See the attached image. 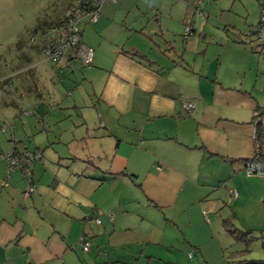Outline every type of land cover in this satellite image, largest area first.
<instances>
[{
    "label": "crops",
    "instance_id": "crops-1",
    "mask_svg": "<svg viewBox=\"0 0 264 264\" xmlns=\"http://www.w3.org/2000/svg\"><path fill=\"white\" fill-rule=\"evenodd\" d=\"M187 1L167 0L178 14L168 10V18L154 16L140 28L127 27V16L120 25L110 20L113 24L103 26L107 17L90 27L87 19L80 22V40L93 48L91 69L98 72L83 75L92 84L93 115L81 114L79 125L85 128L77 133L64 130L63 138V129L54 130L58 135L40 129L38 112L18 113L0 98V123L4 118L10 129L0 127V155L12 149L11 135L19 139V151L41 154L31 167L36 191L29 197L23 196V172H11L6 180V162L0 158V264H85L93 246L96 255L102 252L101 239L117 235L119 229L128 233L144 220L141 213H132L133 207L162 213L165 221L184 231L195 221L204 224L203 210L210 212L208 223L221 225L229 210L251 196L264 198V176L244 173L256 152L264 156V114L254 119L264 97L246 87L247 72H253L257 86L263 69L258 61L250 68L264 52V43L254 36L258 22L256 17L245 20L248 32L225 22L222 38L206 40L204 35L197 41L192 36L190 46L204 58L199 73L206 58L214 64L204 78L189 76L170 45L189 16L190 10L183 16ZM102 30L113 34L104 38ZM166 48L172 50L168 55L163 53ZM135 53L142 57H133ZM225 55L230 64L223 74ZM52 72L43 74L45 80ZM53 99L56 103L58 98ZM183 100L194 103L193 112L182 111ZM61 142L66 146L58 147ZM227 204L231 206L225 210ZM185 212L189 226H180ZM80 238L88 243L87 252ZM129 253L134 260L135 253Z\"/></svg>",
    "mask_w": 264,
    "mask_h": 264
},
{
    "label": "rangeland",
    "instance_id": "rangeland-1",
    "mask_svg": "<svg viewBox=\"0 0 264 264\" xmlns=\"http://www.w3.org/2000/svg\"><path fill=\"white\" fill-rule=\"evenodd\" d=\"M66 2L67 0H0V80H7L5 83L8 82V85L1 84L0 98H3L5 104L13 111H19L18 113L38 112L40 129L43 126L45 131H50V133L57 128L63 129L60 133L63 138L67 137L64 135L66 131L69 134L76 130L77 133L78 129L85 128L84 125H79L83 122L81 114L93 115L90 112L93 105L91 101L94 98L92 84L88 79H84L83 75L98 72L91 69L93 68L91 67L93 60L89 66L77 62H64L63 67L59 69L53 62L47 60L44 53H36L34 47H41L45 40L42 34H33L38 31L35 30L38 21L41 22L42 26L43 21L47 22L51 19L53 13L55 16L61 15ZM199 2L195 8L194 1L188 0L184 2L186 6L183 8L184 17L190 10L189 16H187L189 28L192 29L195 25V33L193 34L191 31L190 36L185 38L183 36V22L182 33L174 38L170 45L178 52V56H175L174 59L185 64L182 67L189 76L204 78L209 72H207L208 67L214 64V61L210 62L206 58L204 71L202 74L199 73L198 67L204 58L203 55L196 52L197 50L192 49L193 46H190L192 36L197 41H201L204 35L207 36L206 40L211 37H225L223 32L225 22L238 30L244 27L248 32L250 27L247 25L250 24L246 25L245 20L251 21L256 17L255 22H259L261 11L264 10V0H199ZM169 4L168 6L167 0H115L102 4L98 19L108 18L103 26L113 24L110 20L114 21V24L120 25V19L127 16L129 20L127 27L140 28V25L144 26L145 20L148 19L152 22L154 16L160 17L162 15L168 18V10H172L173 14H178L177 6L171 5L172 3ZM140 18L143 20L139 21ZM196 20H198L197 23ZM87 21L88 24L86 25L89 27L95 22ZM83 26V24H79V33ZM256 28L257 26L254 32ZM229 30L233 31L232 29ZM85 34L88 35V30H85ZM112 34L113 32L110 30H102L104 38ZM255 39L262 45L261 39L256 37ZM223 41L226 42L225 39ZM86 47L93 51L91 46L87 45ZM163 51L168 55L172 50L166 48ZM260 52L250 64L251 68L258 61V64L263 66L258 75L257 86H253L255 85L253 72H247L246 79V87L254 89L258 98L264 97L262 94L264 91V54L262 55V53L264 52ZM207 56L211 57V53ZM228 64H230V58L225 55L223 74L227 72ZM48 69H53V72L52 75L48 74L45 80L43 74L45 72L47 74ZM57 72L60 75L55 78L54 75ZM184 85L187 86L188 82L184 81ZM54 97L58 98L56 103L53 102ZM73 101L77 104V109L72 107ZM62 113L63 118H58ZM6 122L7 120L4 118L1 119L0 127L4 126L5 130L9 129ZM54 132L58 135L57 131ZM43 134L42 136L45 138L46 133ZM38 136L39 134L36 138ZM34 137H31V141ZM63 142L65 144L66 139H63ZM63 142L58 147H65ZM219 194L217 192L214 195ZM262 201L263 199L258 201L256 195L253 198L251 196L243 204L234 207L233 211L229 210L221 225L208 223L210 212L203 210L204 224L199 225L198 221H195L192 223L193 225L189 226L187 219H185L187 216V212H185L180 214L184 218V222L180 226H189L184 231L179 230V226L174 223L165 221L166 216L164 217L162 213L153 209L141 211L139 207H133V212H131L141 213L144 220L139 223L136 220L137 224L128 233L119 229L117 235L101 239L102 252L99 253L98 251L96 255V249L93 246V254L91 257L86 255L87 258L84 257L85 262H83L85 264H233L252 261L255 262L254 264H264V210ZM230 206V204L224 205V209L226 210ZM188 209L187 206L186 210ZM194 210V207L190 209L191 212ZM204 214L206 216L208 214V216L205 217ZM125 238L129 240L128 244L123 243ZM130 251L136 255L134 260L129 257Z\"/></svg>",
    "mask_w": 264,
    "mask_h": 264
},
{
    "label": "built area",
    "instance_id": "built-area-1",
    "mask_svg": "<svg viewBox=\"0 0 264 264\" xmlns=\"http://www.w3.org/2000/svg\"><path fill=\"white\" fill-rule=\"evenodd\" d=\"M105 2H114V0H95L94 5L96 7H100L103 3ZM200 2L199 1H195V8L198 6ZM84 15V14H83ZM82 13H78V11L75 13H73L72 17L69 18V20L66 22L65 28L67 30V36L65 37V39L57 41L62 43L63 47H57L54 46V44L56 43V40H54V44L53 42L51 43V40L48 42L49 44L46 46V50L44 52V54L46 55V58L48 61L53 62V64L57 67H59V69H61L63 66H59L62 65L63 61H65L67 58L64 57V49H72L74 48L75 50V60H77L80 64L85 65V66H89L91 64V60H92V55H93V51L89 50L85 45L79 43V39H78V28H77V24L79 23V21L82 20ZM98 19V13H94L90 16V18H88V20L90 21H96ZM191 29L189 28V19L186 18V20L184 21V34L183 36L185 38L190 36L191 33ZM255 37L258 39H261L264 43V10L261 11L260 14V18H259V22L257 24V28L255 31ZM52 40V41H53ZM185 41H187V39H185ZM49 45H51L52 47H54V49L52 47H50ZM57 48V49H56ZM64 48V49H63ZM64 50V51H63ZM59 73V72H57ZM60 74V73H59ZM5 83V80H0V90H1V84ZM0 96H1V91H0ZM181 109L183 112L185 113H190L195 109V105L193 102H191L190 100H183L181 102ZM100 125H102V120H100ZM2 131L5 130V127L2 126ZM10 139L13 142V147L12 149H10L8 152L3 153L0 155L1 159H4L6 162V167H7V177L6 180L9 179V175L11 172H15L16 170H21L23 173V178L24 180L27 182V186L26 189L23 193L24 197H29L31 196L35 191H36V186L35 184L32 182V165L37 162L41 155L38 152H33L30 153L28 151H19L17 149V145H18V139L14 138L13 135H11ZM244 172L247 176H264V165L260 160H250L248 162L245 163L244 165ZM5 181L2 183V185H5ZM232 196H235L234 193H231ZM205 217H207L204 214ZM100 221L97 220V223H99ZM79 245L81 246V249L83 252H87L89 250V246L88 243L85 242L84 238H80V242Z\"/></svg>",
    "mask_w": 264,
    "mask_h": 264
},
{
    "label": "trees",
    "instance_id": "trees-1",
    "mask_svg": "<svg viewBox=\"0 0 264 264\" xmlns=\"http://www.w3.org/2000/svg\"><path fill=\"white\" fill-rule=\"evenodd\" d=\"M115 1V0H114ZM95 3V0H67V2L65 3V5L63 6V12L61 13V15L59 16H55V14L53 13L51 15V19H49L47 22H44V24H42L41 26V22L38 21L37 23V28L35 30H38V31H35L33 34L36 35V34H42V37L45 39L44 40V45H42L41 47H34L35 50H36V53H44L45 50H46V46L49 44L48 42L51 40V43L53 42L54 44V40H56V43L57 41H60V40H63L65 39V37L68 35L67 34V30L65 28V25H66V22L69 20V18L72 17L73 13L77 12L80 14L82 13V20H85L88 18H90V16L92 14H94L95 12L99 14V10L101 8L100 7H96L94 5ZM48 17H50V15H48ZM77 24V28L80 24V22ZM41 28V29H40ZM37 32V33H36ZM255 34V32H254ZM54 39V40H53ZM78 39H79V43L83 44L80 40V33L78 32ZM53 40V41H52ZM50 47H52L51 45H49ZM54 46H57V47H63L62 43L58 42L57 44H54ZM54 49V47H52ZM57 49V48H56ZM64 49V48H63ZM65 50V51H64ZM63 53H64V57H66L67 59L65 61H63V63H69V62H77L79 63L77 60H75V50L74 48H72L71 50L70 49H64ZM133 57H142V56H139L137 53L135 54H132ZM62 63V65H63ZM62 65H59L60 67ZM58 66V65H57ZM59 68V67H58ZM60 74L59 73H56L54 75L55 78H57ZM7 81V80H5ZM7 84V83H5ZM264 114V106L263 107H258L256 109V116L254 119H258V117L262 116ZM18 144H19V140H18ZM18 146V145H17ZM26 151V150H25ZM34 152H38V150L34 151ZM41 155V154H40ZM253 160H260L263 165H264V156H262V154H259V152H256L254 158H252ZM251 159V160H252ZM36 163V162H35ZM262 204H263V209H264V198H263V201H262ZM255 262H235L233 264H254Z\"/></svg>",
    "mask_w": 264,
    "mask_h": 264
},
{
    "label": "water",
    "instance_id": "water-1",
    "mask_svg": "<svg viewBox=\"0 0 264 264\" xmlns=\"http://www.w3.org/2000/svg\"><path fill=\"white\" fill-rule=\"evenodd\" d=\"M40 159H41V157H40ZM40 159H39V160H40ZM39 160H38V161H39Z\"/></svg>",
    "mask_w": 264,
    "mask_h": 264
}]
</instances>
